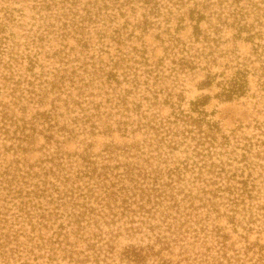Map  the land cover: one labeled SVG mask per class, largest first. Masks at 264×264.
<instances>
[{
	"label": "rangeland",
	"instance_id": "obj_1",
	"mask_svg": "<svg viewBox=\"0 0 264 264\" xmlns=\"http://www.w3.org/2000/svg\"><path fill=\"white\" fill-rule=\"evenodd\" d=\"M40 1L0 0V264H135L126 256L133 247L156 251L147 264H161V256L204 264L222 243L229 253L264 244V152L258 156L264 147L249 150L255 198L234 208L214 193L208 172L204 180L192 172L169 178L167 168L190 151L186 142L171 149L159 127L175 111L173 102L188 109L191 101L204 100L220 127L219 141L222 135L232 140L219 144V156L208 164L222 159L230 170L244 166L240 157L230 158L244 152L235 149L238 141L264 140L263 63L251 42L234 35L246 25L261 34L256 40L264 46V0H70L74 12L85 16L89 9L92 19L76 17L69 25L53 17L62 13L57 7L40 10ZM186 50L192 66L182 68L175 59ZM240 62L250 71V91L227 100L219 95L220 82ZM112 69L118 83L104 75ZM70 96L100 108L91 110L89 122L72 121L82 112L71 102L67 110ZM55 108L60 116L46 130L38 114ZM84 158L164 175L157 186L150 179L142 184L145 191L128 193L130 202L135 199L130 210L110 211L98 203L97 192L87 191V179L75 177ZM41 167L57 175H35ZM37 186L46 190L44 197L28 194ZM67 190L74 192L60 196ZM83 204L94 211L81 213Z\"/></svg>",
	"mask_w": 264,
	"mask_h": 264
},
{
	"label": "trees",
	"instance_id": "obj_2",
	"mask_svg": "<svg viewBox=\"0 0 264 264\" xmlns=\"http://www.w3.org/2000/svg\"><path fill=\"white\" fill-rule=\"evenodd\" d=\"M67 3L73 5L75 2L70 0H42L40 1L39 9L41 10H52L53 7H57V10H61L62 13L55 15L53 13H46L44 17L50 19L56 17L58 21H61L63 25H69L71 22H75L77 20L76 17H81L82 20L89 18L91 20V13L89 9L86 10L85 16L81 14H77L73 10L74 7L68 6ZM77 11V10H76ZM89 16V17H87ZM65 20V21H63ZM49 22V21H48ZM50 26L53 23H50ZM238 26V24H237ZM246 25H239L237 29V33L234 35L235 38L245 39L249 41L255 46L254 51L257 53V57L261 59L263 63L261 65V72L259 76L261 78L260 85L264 87V54H260L259 49L263 48V44L258 42L256 39L261 38V34L256 32H250L246 29ZM199 33L200 30H196ZM244 33L247 35L244 37ZM176 42L180 43L179 39H175ZM183 50H185L183 48ZM188 55H183L179 57L177 60L175 59V63L182 68H188L191 65L192 55H189V50H186ZM119 62H116L114 66L118 65ZM114 68V67H113ZM249 69L245 63L240 62L239 65L236 67V70L231 74V76H223V80L220 82L221 85V92L219 95L224 97L227 100H231L237 97L245 96L250 91V81H249ZM224 73H222L223 75ZM104 75L107 77L108 80H114L115 82H119V75L117 72L112 69L108 72H105ZM217 75L214 74L215 77ZM221 75V73H220ZM84 92H81L83 96ZM80 96L75 99L70 96L67 105V110L72 111V107H69L70 102L73 106H77L80 108V112L82 115L72 117V121H84L85 123L90 121L91 110H97L100 108V104L94 101H88V106L83 105L85 103L84 100L86 99H79ZM93 100V99H92ZM205 105L204 100L197 99L195 101L190 102V106L188 109H184L180 103L173 102V108L175 111L171 114V116L164 121L160 120L159 127L165 129L166 135H169L168 145L171 149L177 148L180 143L186 142L185 149L189 154L185 156L183 160L179 162V164L174 165L172 167L167 168V174L171 180L175 178L181 179L184 174L187 172L194 173V179H201L204 180L203 174L204 172H208L211 174V178H209L212 185L216 184V189L214 193H220L227 197L228 200H231L234 205V208L240 204H245L247 199L255 198L254 193V179L252 173V167L249 165V150H251V146L258 144L259 146L264 147V140L260 138H244L243 141H238V145L235 149H242L244 152L238 156L236 150H233L235 156H233V161L237 158H241V162H245L242 168H237L235 170L227 169L230 164L227 162L222 161L220 162L212 161L208 164V160L212 159L213 157L219 156V152L217 151V146L219 144H223V146H228L231 143V139L229 136H221L222 141H219L218 135L220 134V127L216 121L209 117V114L203 108ZM60 116V113L57 112L56 108L53 111H45L39 113L38 116L40 120L43 122V125H47L46 130L52 126V122L56 115ZM95 114V113H94ZM92 126L93 122L91 123ZM157 124V123H156ZM157 128V127H152ZM63 130L70 134L69 129L63 125ZM175 136H180L181 139L177 141ZM193 141L188 142L187 140ZM245 141V142H244ZM261 152L264 150H259L258 156L261 155ZM51 159L54 161L55 157L52 155ZM85 165L83 167L78 168L76 172V178L79 179H87V191L89 193L97 192L98 195L96 199L98 203L101 204L103 209H109L113 211L114 207H122L123 210H130V205L135 202V199L132 202L129 201L131 196L128 194L129 192H133V197L138 194L139 191L143 192L146 189L142 187V184L145 182L146 185H149V180H154L153 186H157L160 177L163 176V171L154 169L147 171L145 169H138V174H135L134 166L130 164L124 163L119 164L116 166L111 165H98L97 162L92 160L91 158H84ZM55 162V161H54ZM122 171L120 173H114V169H120ZM198 168L199 171L195 169ZM250 170V172L245 175L246 170ZM241 170L242 173H239ZM41 173H35V175H43L44 177L48 176L50 172L54 175H57L56 172L52 169H45L41 167ZM140 175L142 177V181H138L134 176ZM153 176V177H151ZM58 178V177H57ZM69 179V177H66ZM217 179L225 180L222 183H218ZM126 181L131 182V186L126 185ZM47 183V178H45L43 185ZM52 183V182H51ZM55 186L54 183H52ZM56 187V186H55ZM37 191H29L28 194L34 193L35 197L45 196L46 190L40 189L37 186ZM57 188V187H56ZM203 192H207V188L203 187ZM58 190V189H57ZM151 190L157 191V187L151 188ZM210 191V190H209ZM63 191H59L61 194ZM73 190H67L64 192L63 195L67 197L69 196L68 193H73ZM84 196L87 195L83 194ZM64 197H60L63 199ZM176 203V200L174 201ZM131 203V204H129ZM124 204V206H120ZM84 207L81 210V213H85L86 211H94L93 207L87 206L85 204L82 205ZM143 204H139V207H142ZM236 211V210H235ZM222 237V236H221ZM151 255H158L153 248H138L133 247L126 252V256L128 259L133 261L135 264H147L146 260ZM161 264H180L175 263L170 260H166L161 256L160 258ZM204 264H264V244H253L248 245L242 250H233V253H229V248L225 243H222L221 248L219 249V253L216 256H211Z\"/></svg>",
	"mask_w": 264,
	"mask_h": 264
}]
</instances>
